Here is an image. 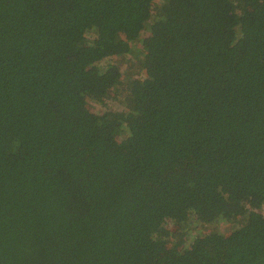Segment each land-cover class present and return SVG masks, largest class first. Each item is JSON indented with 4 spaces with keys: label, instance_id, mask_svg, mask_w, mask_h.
I'll use <instances>...</instances> for the list:
<instances>
[{
    "label": "trees",
    "instance_id": "trees-1",
    "mask_svg": "<svg viewBox=\"0 0 264 264\" xmlns=\"http://www.w3.org/2000/svg\"><path fill=\"white\" fill-rule=\"evenodd\" d=\"M155 3L0 0V264H264V0Z\"/></svg>",
    "mask_w": 264,
    "mask_h": 264
},
{
    "label": "rangeland",
    "instance_id": "rangeland-1",
    "mask_svg": "<svg viewBox=\"0 0 264 264\" xmlns=\"http://www.w3.org/2000/svg\"><path fill=\"white\" fill-rule=\"evenodd\" d=\"M156 3L155 4H156V8H157L158 4L161 3V0H156ZM103 64L107 65L108 62H105ZM123 66L126 68L127 63H124ZM128 72H129V74L131 73V74H134L136 76H140V74H141V72L138 71L137 68H134L131 71L129 69ZM90 105L95 111L103 112V113L121 112V110L123 111V108H124L123 106H121V104H119L117 102H112L111 96L107 97L104 101L91 100ZM240 225H241V222H234V221L232 223H223V225L221 227L211 226L210 228L206 229L204 233L221 232V233L228 234L233 230L234 226H235L234 228H238V227H240ZM168 229H170V228H168ZM194 236H196V235H194ZM176 241H177V238L173 237L172 242L175 243Z\"/></svg>",
    "mask_w": 264,
    "mask_h": 264
}]
</instances>
